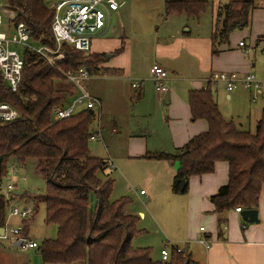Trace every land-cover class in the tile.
I'll list each match as a JSON object with an SVG mask.
<instances>
[{"label":"trees","instance_id":"obj_1","mask_svg":"<svg viewBox=\"0 0 264 264\" xmlns=\"http://www.w3.org/2000/svg\"><path fill=\"white\" fill-rule=\"evenodd\" d=\"M23 23L31 40L55 49L51 32L53 10L47 0H4ZM164 15L199 18L208 8L206 0H163ZM261 0H231L218 8L215 29L211 35L212 55L229 41L236 30L250 27L251 14ZM264 39V36L261 37ZM63 59L54 67L36 56L24 53L25 68L17 92H12L0 72V103L18 112L11 122H0V177L6 175V164L14 159L23 165L36 160L35 172L45 181V193L23 195L34 202L32 214L40 203L45 205V224L56 228L55 239L44 240L36 248L43 264H185L189 257L172 250L167 261L153 262L150 248H134L132 240L141 234L139 217L127 214L128 197L111 200L113 180L106 174L107 161L90 155L89 141L95 133V110L87 109L70 118L54 121L52 111L74 96L72 91L56 87L63 80L61 71L88 69L89 73L106 60L104 54H81L63 44ZM188 106L192 121L205 120L207 132L193 137L173 154L153 153L144 158L177 163V179L188 180L211 174L215 164L228 166V180L217 194L210 197L218 224L225 214L257 210L264 188V109L255 132L240 131L223 119L210 87L191 91ZM102 173V178L98 177ZM0 194V228H4L9 202ZM20 198V197H18ZM22 236H27L23 226ZM193 264V263H192Z\"/></svg>","mask_w":264,"mask_h":264},{"label":"crops","instance_id":"obj_2","mask_svg":"<svg viewBox=\"0 0 264 264\" xmlns=\"http://www.w3.org/2000/svg\"><path fill=\"white\" fill-rule=\"evenodd\" d=\"M120 5L122 6L117 11L111 13L108 30L104 36L93 40L92 50L89 52L105 56L112 52L97 69L109 68L110 73H113L109 79L120 88H127L129 83L133 90H137L127 94L120 104L114 98L106 102L101 95L96 97L100 107L97 109L99 116L97 125L95 124L97 135L93 140H103L105 136L109 142L122 139L124 143L121 154L117 151L109 153L113 166H107L108 170L105 172L110 173L113 180L111 200L128 197L131 202L125 212L139 218H145V214L136 206L140 202L147 203V207H169L180 214L185 210L190 218L204 221L206 227L199 226L191 231L188 226L179 234L171 231L167 236L171 242L181 245H172V250L180 248L181 254L189 257L193 264H264V188L261 190L257 208L258 224L245 226L241 212L234 210L225 214V221L219 225L218 216L213 212L209 199L227 183L226 163H216L211 174L189 178L187 192L176 194L173 187L177 180L178 164L144 158L146 154L153 153L173 154L193 137L207 132L208 124L205 120H191L187 100L189 92L210 87L219 111L226 101H232L233 91L228 92L223 83L212 84L210 77L217 72H233L241 78L252 71L254 63L246 54L244 37L248 35L253 44L257 38L263 37L264 0L252 12L250 27L244 30L242 36L237 35L236 31L232 32L229 43L220 46L216 55H212L211 41L216 21L204 34H199L197 31L194 33L188 21L183 20L185 16L166 17L165 23L169 26H165L163 36L159 37L158 33L150 36L152 63L143 71H140L139 63L132 57L133 42L125 37V33L112 45L102 39L112 32V19H118L125 12L126 5ZM139 35L147 37L150 34ZM240 42L244 46L240 47ZM175 62L183 66L181 70ZM154 64L168 75V91L165 93L158 92L151 79L150 69ZM133 81L138 82L134 83L135 87ZM238 96L236 94L235 98ZM133 123L140 130L138 133H133ZM104 125L108 127L107 133ZM109 170L112 173L114 170V175ZM141 182L146 191L140 190L144 193L139 198L132 192L135 191L134 188L142 185ZM155 218L157 220V216L152 217L158 225ZM201 239L207 241V246L199 242ZM6 241L12 245L14 243L12 239Z\"/></svg>","mask_w":264,"mask_h":264},{"label":"rangeland","instance_id":"obj_3","mask_svg":"<svg viewBox=\"0 0 264 264\" xmlns=\"http://www.w3.org/2000/svg\"><path fill=\"white\" fill-rule=\"evenodd\" d=\"M118 4L124 3L125 12L118 19L113 18L111 22L110 34L103 37L106 43L112 45L114 41L120 40L121 35L125 33V37L133 42V52L132 57L136 63H139L140 71H143L147 65L152 63V48H151V38L154 33H158L159 37H162L163 30L165 26H169L165 23L164 15V1L156 0H114ZM208 2L207 10L199 17H183V20L188 21L189 25L193 28L194 33L197 31L199 34H204L206 30L210 29L211 24L217 19L218 8L231 0H206ZM48 6L52 5V0L46 1ZM0 4L6 5L4 0H0ZM159 4V5H158ZM161 5V8H160ZM7 6V5H6ZM159 6V7H158ZM124 11V8L122 9ZM1 11V7H0ZM8 12L3 15V21L5 26H9L10 19ZM249 28V27H248ZM247 29V28H246ZM178 30V29H177ZM244 30H236L237 35H243ZM11 30L8 34H11ZM140 33H149L147 37H141ZM264 36V34H263ZM230 38V37H229ZM243 39V37H241ZM140 40V41H138ZM247 45V55L252 59L254 67L252 68V73L256 75L257 79L261 81V91L264 90V39L257 38L255 43L249 40L248 35L244 37ZM93 42V41H92ZM121 42V41H120ZM229 43V41H228ZM227 43V44H228ZM224 44V45H227ZM12 49L16 50L21 56L24 54V46L13 44ZM141 48L140 50H137ZM92 50V47H91ZM91 52V51H90ZM112 52L106 54L109 58ZM185 59V58H182ZM181 59V60H182ZM59 61V60H58ZM47 63V62H46ZM49 64V63H48ZM177 67L181 70L182 65L175 62ZM50 65V64H49ZM52 66V65H51ZM54 67V66H52ZM61 70H59L60 75L63 80L56 82V87L61 89H66L72 91L74 96L77 94L74 86L66 81L62 75ZM109 68L95 69L89 74L88 79L85 81V86L91 95L96 99L101 95L106 102H109L111 98L117 102V104L122 103L126 99L127 94L137 92L133 90L128 83V87H119L117 83L110 80ZM138 82L133 81V84ZM239 96L237 99L235 95ZM73 96V97H74ZM232 101H226L220 108L221 115L227 122H232L235 124L236 128L240 131L255 132V127L257 121L261 118L264 109V94H254L251 90H246L239 84L232 93ZM73 97H69L65 104H70ZM95 110V124L98 121V110ZM132 119L131 117H129ZM140 121V119H139ZM134 126L133 133H138L136 123L132 124ZM139 125V124H137ZM105 126V131L108 127ZM108 126V124H107ZM96 133V130H95ZM107 133V131H106ZM122 139L118 141H107V137L104 139H98L96 141H89V151L91 156H95L104 159L109 166H113L109 158V153L120 152L123 150ZM119 154V153H118ZM36 160L28 159L23 165L15 161L14 159H9L6 164V175L0 177V194L5 198L12 199L11 196H16L15 201L11 202L14 208L23 209L30 208L31 215L27 219H20L18 217L8 218V224L10 227L24 226L27 229L26 238L36 242L37 244L42 243L44 240L55 239L56 228L52 225H46L45 220V205L40 203L38 205V210L35 214H32L33 204L31 200H24L21 196L32 195L40 196L45 193L46 185L42 177L35 172ZM108 170V169H107ZM112 173V170H109ZM115 171L113 170V173ZM112 173V174H113ZM107 174V173H106ZM110 175V173H108ZM114 175V174H113ZM98 177L102 178V173H98ZM175 182V181H174ZM13 184L14 189L8 191L7 186ZM142 183V182H141ZM118 184V183H117ZM116 184V185H117ZM175 185V184H174ZM145 185L138 186L134 188L135 191L132 192L133 195L137 197L140 196V190H145ZM20 197V198H18ZM132 200V198H131ZM134 203V202H133ZM130 205V204H129ZM157 205V204H156ZM137 208L140 209L145 214V218H139L137 223V228L141 230V234L135 237L131 244L134 248H150L151 259L153 262H161L160 251L167 247L169 253L172 252V245H179L178 243L171 242L167 236L169 232L181 233L184 228L189 226L191 231L199 228V226H205V222L199 220L198 218H190L188 212L185 210L177 212L172 211L171 208L162 206H148L147 203H137ZM9 212V210H8ZM8 216V213H7ZM153 216H157L158 225L152 219ZM245 226L253 225L242 221ZM175 233V234H176ZM0 240V264H43L41 257L37 249H29L26 251L21 250V248L12 247V243L6 241V239L1 238ZM181 246V245H179Z\"/></svg>","mask_w":264,"mask_h":264},{"label":"built area","instance_id":"obj_4","mask_svg":"<svg viewBox=\"0 0 264 264\" xmlns=\"http://www.w3.org/2000/svg\"><path fill=\"white\" fill-rule=\"evenodd\" d=\"M122 5L114 0H52L50 8L53 10L51 22V32L55 40V49L38 45L31 40L30 32L23 23H14V12L6 5H1L0 11V72L7 86L12 92H17L21 81L22 72L25 68L23 55L12 49L13 44L23 45L24 53L36 56L50 65L63 59L60 49L69 45L73 50L81 54H88L91 51L92 41L104 36L110 26L111 13L117 11ZM10 12L9 26H5L3 15ZM11 30V34L8 32ZM242 47L244 44L239 43ZM89 71L80 67L78 70L64 71L62 75L66 81L71 83L77 94L73 97L70 104L57 106L52 111L54 121L70 118L80 111L87 109H98L99 101L95 99L85 86V81L89 77ZM151 79L155 88L160 93L168 91L166 81L167 73L158 65L154 64L150 69ZM212 84L223 83L228 92L234 91L239 84L246 90H251L254 94H264L261 91V81H259L252 72L243 77H239L233 72H217L210 77ZM136 85L133 84V87ZM19 117L18 112L6 103H0V122H11ZM99 130V129H98ZM99 132V131H98ZM96 136H92V140ZM8 191L14 189L13 184L7 186ZM144 192H140L143 194ZM8 216L4 226V234L0 239H12L14 242L22 241L21 250L36 249L38 244L22 236L23 226L10 227L8 218L18 217L27 219L31 215L30 208H14L9 202ZM240 213V208L235 209ZM203 230V228H201ZM201 244L207 246V241L201 239ZM177 253H181L180 248H176ZM162 261H167L170 253L165 249L160 251Z\"/></svg>","mask_w":264,"mask_h":264},{"label":"water","instance_id":"obj_5","mask_svg":"<svg viewBox=\"0 0 264 264\" xmlns=\"http://www.w3.org/2000/svg\"><path fill=\"white\" fill-rule=\"evenodd\" d=\"M174 184L179 185V188L182 191L184 189L185 181L184 179H177L175 180ZM240 216L244 222H247L250 224L259 223L257 210H242L240 213ZM3 234H4V228H0V236H3ZM21 243L22 241H17V242H14L12 246L19 248L21 246ZM185 264H192V263L187 261Z\"/></svg>","mask_w":264,"mask_h":264}]
</instances>
